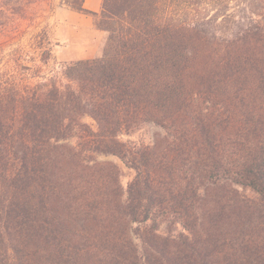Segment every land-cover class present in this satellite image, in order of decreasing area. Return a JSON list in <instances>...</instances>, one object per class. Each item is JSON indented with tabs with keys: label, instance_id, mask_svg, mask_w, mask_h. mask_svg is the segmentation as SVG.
<instances>
[{
	"label": "trees",
	"instance_id": "16d2710c",
	"mask_svg": "<svg viewBox=\"0 0 264 264\" xmlns=\"http://www.w3.org/2000/svg\"><path fill=\"white\" fill-rule=\"evenodd\" d=\"M38 1L0 0V37ZM83 1L58 6L104 32L95 56L43 75V28L0 72V264H264V0Z\"/></svg>",
	"mask_w": 264,
	"mask_h": 264
},
{
	"label": "rangeland",
	"instance_id": "374dc122",
	"mask_svg": "<svg viewBox=\"0 0 264 264\" xmlns=\"http://www.w3.org/2000/svg\"><path fill=\"white\" fill-rule=\"evenodd\" d=\"M60 0H41L36 2L35 4L31 5L29 8V13L32 15V21L24 20L20 22V26L18 28V35L11 37H0V72H8V70H12V62L11 59V53L12 50L15 49L18 46H23L26 49H29L30 45H35L37 42L32 37L36 32H38L41 29L47 30L48 37L56 44L53 46L52 54L54 56L55 61L49 62L47 65L43 66L44 73L43 75H49L51 73V69L55 70L59 67V64L63 62H69L67 60H64L63 54L61 53V45L63 42H69L72 44H83L84 39V33L83 32H77L75 29H71L67 25L63 26L62 28V34L64 36V40H60L56 38L54 35V27L56 24V19L54 17V14L58 8H65L58 6ZM235 5V3H234ZM244 11L242 8V4L235 5L233 8L228 9L226 11L225 15H233L235 19H239L242 15H244ZM102 41V40H101ZM32 42V43H31ZM2 43H4L3 47L1 46ZM101 45V42L99 44V47ZM76 45H74L75 47ZM78 46V45H77ZM98 47V51H99ZM97 51V53H98ZM46 72V73H45ZM48 72V73H47ZM10 73V72H9ZM28 78V76H27ZM33 81V78L31 79ZM82 122L87 123L91 128H95L94 121L89 116H83ZM156 128L152 126H142L139 129H136L132 132L128 133H122L119 135V139L123 142L128 143H144L147 144L151 141L154 130ZM76 139H71V142H75ZM98 160H108L114 162L119 169V180L120 184L123 187V189H126V186L128 182L133 178L134 171L132 168L128 167L119 157L114 155H98L96 157ZM243 192L246 195H252V193L249 190H243ZM151 225V221H148L144 224H134V227L137 232L142 230L144 226ZM179 226L177 229L173 230V232L178 231ZM158 232L162 234H166L168 231V227L166 223H161L158 227ZM135 232V231H134ZM136 233V232H135Z\"/></svg>",
	"mask_w": 264,
	"mask_h": 264
},
{
	"label": "crops",
	"instance_id": "0c3cea01",
	"mask_svg": "<svg viewBox=\"0 0 264 264\" xmlns=\"http://www.w3.org/2000/svg\"><path fill=\"white\" fill-rule=\"evenodd\" d=\"M83 6L91 11H99L101 0H84ZM56 24L54 27V35L61 41L64 40L62 34L63 26L67 25L77 32L84 33L83 44H72L63 42L61 53L64 60L73 61L83 58H91L97 54L99 44L104 37V32L96 29L93 25V19L90 15L81 14L67 8H58L54 14ZM74 45H76L74 47ZM78 45V46H77Z\"/></svg>",
	"mask_w": 264,
	"mask_h": 264
}]
</instances>
